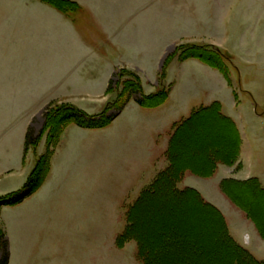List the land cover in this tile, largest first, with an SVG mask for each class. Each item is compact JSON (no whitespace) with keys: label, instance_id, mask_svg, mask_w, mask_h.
<instances>
[{"label":"rangeland","instance_id":"obj_1","mask_svg":"<svg viewBox=\"0 0 264 264\" xmlns=\"http://www.w3.org/2000/svg\"><path fill=\"white\" fill-rule=\"evenodd\" d=\"M228 1L235 8L224 25L216 0L0 2L4 7L0 14V88L6 90L3 98L8 107L0 110V156L6 150L15 151L18 170L24 174L17 188L0 191V263L7 254V264H146L142 249L157 248L156 242L158 249L180 251L178 263L188 262L193 248L169 245L177 225L172 218L179 214L161 204L148 208L139 219L136 216L144 208L137 207L140 212L134 213L132 206L169 165L166 148L172 124L183 123L195 109L214 104L238 132L237 155L230 164L217 162L209 175L182 171L178 186L196 190L220 211L233 239L256 263L264 262V203L257 204L252 195V188L258 193L264 189V0ZM120 15L151 16L149 22H164L166 30H178L176 39L167 40L155 69L135 59L120 62L118 45L124 32L117 31L115 24L120 23ZM222 27H228L227 32ZM66 39L72 50L69 47L59 57L64 56L63 64L68 63L71 71L68 79L55 80L47 76L44 59L51 58L55 44ZM80 40L97 53L76 51ZM112 46L116 50H109ZM100 56L115 60L107 74L98 69L105 67ZM173 88L175 96L163 107L165 101L154 107H142L136 101L142 96L169 95ZM64 89L83 93L57 99ZM77 112L95 122L117 117L104 127L86 128L77 124L86 123ZM158 122L163 124L157 132L150 123ZM199 124L195 122L193 128ZM212 131L199 129L198 135L208 141L217 133L219 143L226 137L219 129ZM228 136L231 141L233 137ZM27 138L31 143L27 144ZM184 139H179L183 162L192 163L196 149L190 139ZM231 143L221 142L216 150L225 151ZM56 155L61 157L62 170L60 178L55 174L52 179ZM33 174L41 180L39 187L18 203L7 204ZM238 187L242 190L236 196L232 189ZM144 221L149 225L148 235L143 233ZM202 224L190 223L200 238L207 232ZM190 239L183 246L193 244ZM204 249L201 255L205 257L199 262L216 264L208 260L213 253Z\"/></svg>","mask_w":264,"mask_h":264},{"label":"trees","instance_id":"obj_2","mask_svg":"<svg viewBox=\"0 0 264 264\" xmlns=\"http://www.w3.org/2000/svg\"><path fill=\"white\" fill-rule=\"evenodd\" d=\"M138 86L140 88V84H138ZM167 95L168 93H164L163 96L157 95L156 98H151L148 96L146 97V99H144V96H142V98H139L136 101L142 107H154L157 104H158L157 106H159L164 101H166ZM153 99L156 100L153 102ZM148 101L150 102L152 101V102L149 103ZM217 105L218 104H214L212 106L200 110L195 109L192 115L187 120H185L183 123L176 124L172 134L169 151L167 152V154H169V156L167 157L169 161L168 167L165 170L161 171L157 175L155 180L151 183V185L141 193L138 200L132 206V210L133 209L136 210L134 213H137L139 210H137L136 208L142 206V208H144L142 211V215H138L136 217L139 219H143L142 217L146 213L145 211L148 210V208H150L151 206H160L161 204H163L165 208H169L173 213L179 214V215L175 214L174 216L175 218H172L173 222L175 224L177 223V225L175 228V237L173 238V241H171L169 245L170 246L173 245L176 247L178 246L179 249L180 248L183 249L184 247L185 248L184 250H186L187 248L189 249L193 248L194 252L196 251L195 255L194 252H192V256L189 258L188 262L184 264H202L199 261L205 257L201 255V254H205L204 247H206V253L209 252L213 253L210 255L208 260H213L216 264H220V263L264 264V262L256 263L249 254V252L246 251V249L240 246L233 239V237L228 232V227L226 225L225 219L223 218V215L221 214L220 211L218 212L215 207H213L209 203H206L205 200H203V198H201L200 195H198V192L196 190L192 188L181 189L178 186V180H179L178 177L182 171L191 170L195 173H199L200 175H209L211 172H213L217 162L230 164L237 155L238 145H239L238 132L235 129L233 123L219 113ZM122 108L123 106L121 107L120 110H122ZM77 114L78 117H80L82 120L84 119V116H82L80 113L77 112ZM116 117L117 115L106 117L104 119L103 118L97 119L98 122H95L96 121L95 119L90 121L89 118H86L84 119L86 123H83V121L81 122L77 118L80 121V122L77 121L78 122L77 124L81 127H86V128H101L106 126L108 122L114 120ZM197 121L198 123H200L199 126L193 128L194 127L193 125ZM199 129L208 130L210 132L212 130L215 132L217 131V129H219L223 134H226L224 135L226 137H224L221 142H223L224 144L228 142H232V143L230 146L226 145L225 151H221V152L220 150L217 151L216 149H218L217 148L219 146L218 144L221 145V142L219 143V141H217L218 134L216 133V135H214L213 138L211 137V140L207 141L204 139V135L202 137L200 135L199 137L198 135ZM227 134L228 135L230 134L229 136L233 137L230 138L231 141H229V139H226L228 136ZM181 137L183 138L185 137L186 140L190 139L188 142L189 143L193 142L192 143L193 146L191 147L193 149L194 148L196 149L194 151L195 153L193 158L194 161L191 160L193 161L192 163L187 161L183 162V147H182L183 144L179 142V139ZM178 142L180 143V145L178 144ZM28 143H31V141L30 139L27 138V144ZM180 146L182 148H180ZM188 152H190V149H188L187 153ZM40 181L41 180L36 174L31 175L23 190L17 194H14L12 197L8 198L6 200L7 201L6 203L7 204L18 203L19 201H21V199H23L30 193L34 192L39 187ZM227 181L228 180H225L223 183L227 184ZM224 184H223V188L226 189V185ZM238 186L240 187L241 185L238 184ZM239 187L237 190L232 189V192L236 193L235 194L236 196L238 195V191H240L241 193L242 188L239 189ZM252 189H254L253 190L254 194L252 193V195L254 196L256 195V200H257V201L255 200L256 203L257 204L264 203L262 202V199L264 201V197L262 196L264 195V189L261 188V191L263 193L262 192L258 193V190L255 189V187ZM238 201L241 202V204H244L243 200H241L240 197L238 198ZM163 212H165L166 215H170V216L172 215V213L167 214L166 211ZM146 216L147 215H145V217ZM183 217L186 220L188 217H190L192 221L195 222L196 224L204 223V225L203 224L202 225L205 227V230L207 231L206 234H204L203 236L204 239L203 237L200 238V233L198 231H195L192 228V226H190V223L192 221L188 222V220L187 221L185 220L183 221V223L182 221H180V219ZM253 217L255 219H259L256 216V214ZM157 219L159 220L160 218L158 217ZM153 221L156 220L154 219ZM132 223L134 224L133 221ZM142 227L144 231L143 233H147V235L150 234L149 233L150 231L147 230L149 228V225H146V221L142 223ZM129 230L130 228L126 230L123 236L127 235ZM190 238H192V240L194 239L193 244L190 243V245L187 247L183 246V244L186 243V242L184 243V241H186V239L189 240ZM151 239L154 244L155 239L154 238ZM159 239L160 237H157L158 241ZM204 240H209V242L205 245V243H203ZM156 244H157V248L155 247L152 248L149 247V249L145 248L146 251L142 249V252L145 254V255L143 254L142 256L146 264H151V263L181 264L177 262L181 260V258L179 257L180 251H176L175 249L174 251L171 252L163 248L158 249L159 245L157 242ZM3 249H4L3 251L6 252V249L5 248ZM182 249L181 252L183 251ZM222 259H226V261L221 262ZM217 260H220V262H217ZM0 264H7V254L5 255V259L2 260Z\"/></svg>","mask_w":264,"mask_h":264},{"label":"crops","instance_id":"obj_3","mask_svg":"<svg viewBox=\"0 0 264 264\" xmlns=\"http://www.w3.org/2000/svg\"><path fill=\"white\" fill-rule=\"evenodd\" d=\"M2 1L3 0H0V2H2ZM216 4L218 6L217 8H219L220 12L222 13V16H221L222 24L221 25H224L225 23L226 24L229 23V14L232 13V11L235 7H232V4L228 0H216ZM3 12H4V7H0V14H2ZM212 13H213V11H212ZM262 13H264V8L262 10ZM140 16L137 15L136 19L134 17H129L128 15L126 17H124L123 15H120L117 17L118 19L121 18L120 23H115L117 25V31H120V33L124 32V33L120 34L121 35L120 42H122V44H121V46L118 45L119 46L118 50H120L119 52L121 53L120 54V56H121L120 62L123 60V58H124V62L125 61L129 62L128 61L129 59L132 62L135 59V61H138L141 64H143V63L148 64V62H149L150 64H153L152 69L153 68L155 69V64L157 63L158 60H160L162 58V55L164 54L167 42L169 40H171V38L176 39V36L179 35L176 33V31H178V30H176V29L170 30L169 28L166 30L164 27V22H162V23L149 22L150 21L149 18H151V16L148 18L147 17L142 18V16L140 18ZM212 17H214V13H213ZM159 19H158V21H159ZM224 29L227 32L226 29H228V27H225V28L222 27V30H224ZM193 36L204 38L205 35L204 34H195V35L193 34ZM175 42H177V41H172L170 43H175ZM69 47L72 50L71 44L69 43L68 39H66V41H62V43H60V44H55V50L53 53V56H55V57L52 56L51 58H48L46 60L44 59V63H46L45 67H46L47 76L49 75L50 78L55 79V80H58V79L59 80H66V78L68 79V74H70L71 69L69 68L68 63H66L65 65L63 64L64 63L63 60L65 59V58H63L64 56L59 57V55H61L62 53L64 55L66 53V50H69ZM113 47L114 46H112L109 50H116ZM76 48H77L76 51H78V52L81 51V52L85 53V51L87 49H90L94 53H97V50L92 49V47L89 44H87L84 40L78 41L76 44ZM79 55L80 54H78V56ZM100 57H98V59H100L99 60L100 63L103 60V63H105L104 66L106 67V69H105V67L104 68L98 67V69H100L102 71L104 69V73L107 74V67H112L115 60H114V58H112V60L108 61V59H105V57L104 58L103 57L100 58ZM78 58L79 57H77L76 59L78 60ZM82 59L84 60L85 57ZM80 61H81V59L77 63L80 64ZM56 64H59L61 67H58L55 70V72H53L51 70V68ZM53 69H55V68H53ZM92 69H93V71L98 70L96 68H92ZM80 71L81 70L79 69L78 70L79 74L81 72H83V71H81V72ZM95 72H97V71H95ZM205 74H206L205 75L206 77L207 76L209 77L208 72H206ZM218 75L223 77V75H221V74H218ZM222 83L223 82L221 81V84L219 85L220 88H222ZM220 88H219V90H221ZM174 92H175V88H173L171 90V92L169 93V95L167 97V100L164 102V104L161 107H163L168 101L173 99V97L175 96ZM200 92H203V89H200ZM4 93H6V90L4 88H3V90L0 88V96H1L0 97V110H5L8 108L7 104L4 103V101H5L4 99H6L5 97L3 98ZM82 93H83V91H81V93H80V89L74 90L72 93H69L68 90L64 89L61 92V94H58L59 97H57V99L58 98H64L65 96L79 95ZM88 93H93V92H88ZM201 94H204V92ZM159 108L149 109V110L154 111V110H157ZM193 109H195V108H193ZM1 115L2 114H0V117H1ZM0 120H2V118H0ZM178 123H180V122H174L171 126V131H170L171 135L169 134L170 139L168 140L169 143H168V147L166 148V154L169 151L170 142H171L172 134L174 131V127ZM162 124H163V122L152 123V124L150 123V126H154L153 128H155L158 132L159 127ZM1 134L2 133L0 132V137H2ZM75 154L76 153L72 154V157ZM17 157L18 156L15 153V151L10 152V150H8V151L6 150L5 154L0 156V191L2 190V192L9 190V189L12 190L14 188H17L18 185L23 181L24 174H22V172L20 170H18V167H17L18 166V158ZM60 160H61V157L56 155V157L53 161V167H52V171H51L52 179H53L55 174H57L59 178L61 176L60 172L62 170V164L59 163ZM19 165H21V164H19ZM19 222L21 223L22 219H19ZM237 241L239 243L241 242L238 239H237ZM240 244H242V242Z\"/></svg>","mask_w":264,"mask_h":264},{"label":"bare ground","instance_id":"obj_4","mask_svg":"<svg viewBox=\"0 0 264 264\" xmlns=\"http://www.w3.org/2000/svg\"><path fill=\"white\" fill-rule=\"evenodd\" d=\"M227 125V124H226ZM264 197V196H263ZM263 200V199H262ZM257 201V200H256Z\"/></svg>","mask_w":264,"mask_h":264}]
</instances>
